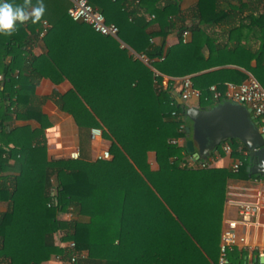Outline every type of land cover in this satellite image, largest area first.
<instances>
[{
	"label": "trees",
	"instance_id": "trees-1",
	"mask_svg": "<svg viewBox=\"0 0 264 264\" xmlns=\"http://www.w3.org/2000/svg\"><path fill=\"white\" fill-rule=\"evenodd\" d=\"M88 1L106 22L117 25L119 39L149 62L121 48L117 39L72 20L67 0H43L45 12L39 22L29 20L11 36H0V124L13 113L5 102L19 94L27 95L28 102L15 117L34 118L41 124L39 129H11L8 138L18 149L6 155L0 151V202L6 204L0 213V264H41L53 256L69 260L74 254L72 264H217L226 184L247 178L246 161L240 156L236 173L223 167L182 166L189 153L168 140L187 135L176 130L178 123L170 114L175 110L184 116L186 126L190 120L171 88L156 85L159 75L152 68L183 77L214 65L235 64L250 71L264 88V5L259 11L247 7L248 2L261 0H197L192 23L187 25L182 0ZM15 3L23 4V0ZM237 11L240 16L228 34L238 45L230 50L207 27L232 20ZM147 15L153 17L147 19ZM43 20L50 24L42 37L46 52L33 56L24 67L29 41L38 38ZM185 30L190 37L183 42ZM172 31L177 40L166 46ZM242 36L246 41L256 37L257 49L241 44ZM27 69H33L31 74ZM212 74L220 79L217 89L224 79L240 83L246 77L238 69L190 77L201 91L200 108L213 106L211 81L205 80ZM42 77L71 82L73 88L57 100L59 108L69 113L132 85L130 122L102 130L110 142L109 158L47 161L41 134L48 123L33 99ZM225 142L231 144L232 152L242 147L237 139ZM149 151L155 152L156 170L150 168ZM68 211L73 218L59 217Z\"/></svg>",
	"mask_w": 264,
	"mask_h": 264
},
{
	"label": "crops",
	"instance_id": "crops-1",
	"mask_svg": "<svg viewBox=\"0 0 264 264\" xmlns=\"http://www.w3.org/2000/svg\"><path fill=\"white\" fill-rule=\"evenodd\" d=\"M196 1L197 0L181 1L180 9L183 16L185 17V23L187 25H190L192 23L191 15ZM241 1L247 2L249 0ZM67 2L69 3V0H67ZM256 7H258V9H256ZM247 8L263 11V8L261 9L260 5H258V3L256 2H248ZM247 8L243 11V15L248 12ZM30 10L31 8H29V11ZM239 16L240 13H238L237 11V14L233 17L232 20H224L215 25H211L207 27V32L212 34L218 42L224 44L227 49L232 50L238 45V41H236L235 39H230L228 29L238 21ZM146 17L147 19L150 18V16L148 15ZM43 21L41 23L42 30ZM28 22L29 21L25 22L24 24ZM48 25L49 26L47 27V29L50 27L49 23ZM43 35L39 33L38 38L30 39L27 47L29 53L24 56V58H26V61L24 62L25 64H23L22 66L26 67L29 63V60L33 56H39L46 52V47L42 40ZM189 37L190 33L188 35V38ZM117 40L120 42L121 47V43L124 42H122L119 38ZM158 40V38H155L154 42H158ZM176 40V31H172L167 37L166 46L174 44ZM241 44H246L250 48V50L254 51L258 47L259 41L254 36L248 38L246 41L245 37L242 36ZM125 47L129 49V52L131 54L132 52H135L131 47L126 44ZM207 51V49H205L204 51L205 57L208 55ZM10 59L11 57L7 56L6 62H9ZM255 63V60L251 61L252 66H254ZM152 69L156 71L154 68ZM219 69H238L243 71L245 73V76L247 74H252L245 68L237 66L235 64H220L201 70L195 74L186 76L193 77L196 75H203L209 72L217 71ZM27 70L29 71V74H31V71H33V69ZM14 74L18 75L19 69H15ZM2 78L3 76L0 73V82ZM180 78L182 77H170L159 73V77L157 79V82L159 83V85H161L162 88H171L176 103L177 94L179 93ZM205 80L211 81L209 86L218 85V83L220 82L219 77L214 74H212V76L205 77ZM221 82L222 84L221 86H219L220 89H218L221 93H224V91L226 90L227 83H234L229 81L228 79H224V81ZM72 88L73 86L67 78H64L59 82H55L48 77H42L35 85L33 98L34 103L40 104V110L44 116V123H48L47 126L43 129V133L41 134L46 147L47 161H56L68 158L67 154L69 150L74 147H78L80 149V156L82 159L95 160L96 155L101 150L109 148L110 142L109 140L105 139L103 135L93 140L90 136V129L92 127H99L103 130L109 125L128 124L131 120V110L133 106L132 85L119 89L118 91L109 95L106 99L99 101L92 106L86 105L84 108H81L76 112L69 113L59 108L57 100H59L61 96L65 95ZM210 100L212 105H215L217 103V101L213 99ZM27 102L28 97L25 94H19L18 97L15 96L14 98L5 102L6 105H9L13 113L9 121H5L0 124V151H2L4 155L9 153L13 149H18L12 144V142L8 138V133L11 129L25 126H28L31 129H39L41 127V124L34 118L15 117V113L22 114L25 111L24 105L27 104ZM185 104L189 107H199L200 99L192 98L186 101ZM255 121H257L256 118ZM238 150L239 152L233 151L227 154L224 153L220 147V151L216 152L213 155L210 154L207 159L212 160V167L230 168V165L233 162L237 160L241 161L240 156H243V160L246 161L247 165V154L245 148L239 146ZM239 153H241L242 155H240ZM147 158L150 164V168L152 170L158 169L155 152L149 151ZM9 163H13V159H10ZM255 177L256 175L248 174L247 178L232 179L227 181L225 190V200L222 212L221 230L225 227L226 222L228 220L238 221L239 219L238 209L233 200H250L253 194H255L257 191L263 190L264 185L262 186L261 184H257L253 181ZM0 182H2L1 179ZM52 193H56L54 188ZM5 210L6 204L4 202H0V213ZM73 217L74 216L72 215L70 218ZM253 221L255 222L249 226H243L237 222L236 232L239 235H243L245 237L247 244H238L237 246H235L233 252L230 255V262L228 264H251L252 259L255 256H261L257 250V247L264 245V212L257 215L253 219ZM84 254L86 255L85 251ZM41 264H72V262H70V259L63 260L59 256H53L49 260L41 262Z\"/></svg>",
	"mask_w": 264,
	"mask_h": 264
},
{
	"label": "built area",
	"instance_id": "built-area-1",
	"mask_svg": "<svg viewBox=\"0 0 264 264\" xmlns=\"http://www.w3.org/2000/svg\"><path fill=\"white\" fill-rule=\"evenodd\" d=\"M69 7L67 10L68 16L78 22L86 23L92 30L105 36H110L118 39L119 29L116 24L108 23L105 20L104 15L95 7H93L88 0H69ZM153 15L150 16L152 18ZM48 23L43 21V30L40 32L41 35L44 34L48 27ZM189 32L188 30L183 31L181 40L184 42L187 39ZM121 47H125L124 43H121ZM132 54L143 62L148 63L149 60L144 54H137L132 52ZM155 76L159 73L154 71ZM156 85L159 83L155 80ZM211 92V99L219 102L220 100H230L235 103H241L249 107L252 114L257 119V126L260 133L264 134V88L260 82L252 75L247 74L246 77L240 83H227L226 90L221 93L215 85L209 86ZM179 95L183 102H186L192 98L200 99L201 91L193 86L190 76H183L180 78L179 83ZM207 99V97H205ZM171 117L177 121L178 132H186V125L183 122L184 116L173 110L171 112ZM102 135V129L99 127H92L90 129V136L94 140ZM170 144L184 146L185 138L175 137L168 140ZM221 149L224 153H231L232 147L228 142H223L221 144ZM110 153L108 149L101 150L97 155V160L109 158ZM67 157L73 160L80 158V149L74 147L69 150ZM184 160L181 162L182 166L185 167H199V168H209L212 167V160H197L194 156L189 154L185 156ZM241 166V161L237 160L230 165L232 172H238ZM253 181L257 184L264 185V177L256 176ZM238 209L239 219L228 220L225 227L222 229L220 234L219 242V253L217 257V264H228V253L232 251L238 244H247L246 239L243 235H239L236 232L237 222L243 226H249L255 221L253 219L264 212V186L263 190L257 191L252 195L250 200L236 199L233 200ZM72 213L70 211L66 213H60L59 217L64 220H70ZM68 246L73 247V242H68ZM257 250L261 256H264V245L257 247ZM83 257L84 252L80 253ZM77 255H73L70 258V262H74Z\"/></svg>",
	"mask_w": 264,
	"mask_h": 264
},
{
	"label": "water",
	"instance_id": "water-1",
	"mask_svg": "<svg viewBox=\"0 0 264 264\" xmlns=\"http://www.w3.org/2000/svg\"><path fill=\"white\" fill-rule=\"evenodd\" d=\"M177 103L190 120L185 128L187 153L197 160H206L223 142L237 139L246 150V172L264 177V134L259 132L249 107L230 100L206 108L189 107L179 93ZM251 264H264V256H255Z\"/></svg>",
	"mask_w": 264,
	"mask_h": 264
},
{
	"label": "clouds",
	"instance_id": "clouds-1",
	"mask_svg": "<svg viewBox=\"0 0 264 264\" xmlns=\"http://www.w3.org/2000/svg\"><path fill=\"white\" fill-rule=\"evenodd\" d=\"M44 12L43 0H36L35 4L32 0H23V4L15 3V0H0V36H11L19 25L29 20L33 24L39 22Z\"/></svg>",
	"mask_w": 264,
	"mask_h": 264
},
{
	"label": "rangeland",
	"instance_id": "rangeland-1",
	"mask_svg": "<svg viewBox=\"0 0 264 264\" xmlns=\"http://www.w3.org/2000/svg\"><path fill=\"white\" fill-rule=\"evenodd\" d=\"M255 2H256V1H254L253 3H255ZM262 2H263V0H261L260 4H259V2H256V3H258V5H260V8H261V9L263 8L262 5H264V4H262ZM256 8H258V7H256ZM261 9H260V10H261ZM187 123L190 124L189 121H187Z\"/></svg>",
	"mask_w": 264,
	"mask_h": 264
}]
</instances>
